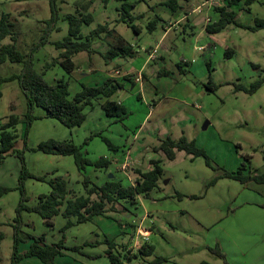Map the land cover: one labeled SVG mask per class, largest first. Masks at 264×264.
<instances>
[{"label":"rangeland","instance_id":"obj_1","mask_svg":"<svg viewBox=\"0 0 264 264\" xmlns=\"http://www.w3.org/2000/svg\"><path fill=\"white\" fill-rule=\"evenodd\" d=\"M127 1H136L130 12L138 32L117 19L123 11L122 0H108L105 4L101 0H0V15L9 12L14 22L17 48L26 54L37 72H43L47 82L61 77L68 80L69 97L81 89V83L100 78L83 72L91 63L99 67L103 62L99 53L93 52L102 49L97 44L106 31L91 39V47L96 50H80L73 55L76 67L71 72L59 63L46 67L58 53L54 42L68 34L67 14H91L89 22H81L82 37L78 40H84L98 24L107 22L109 28L133 44L134 56L115 57L119 59L121 73L131 65L137 68L143 63L146 54L140 49L142 46L157 44L160 54L156 62L145 66L146 77L139 83L132 85L127 78L116 77L120 87L111 98L125 106L126 114L121 120L107 116L99 99H94L93 108L85 106L86 117L80 126L67 128L53 118L33 120L26 143L22 137L25 95L16 78L4 81L0 124L10 113L19 116L14 147L21 151L26 170L34 176H62L70 189L69 196L84 192L83 175L72 156L24 147H35L50 138L82 145L90 160H109L107 167H86L88 185L112 179L129 186L140 172L151 168V161L159 160L162 167V176L149 196L138 194L132 202L120 199L106 215L61 231L66 219L60 214L52 218V225L26 210L20 211L16 220L21 195L15 187L21 163L16 151L7 155L0 162V185L11 188L0 197V264H11L15 228L21 238L20 251L43 236L47 244L61 240L69 245L94 243L85 250L104 249L103 255L108 247L105 240L109 239L114 240L122 254L128 250L136 252L143 243L153 246L150 256H138L128 264H141L143 259L150 261L155 256L166 258L159 264H198L202 260L211 264H264V182L251 180L242 184L219 177L209 184L224 170L236 171L242 164L246 166L244 174L264 172V26L255 27L256 18L264 17V4L254 0L246 9L241 0L230 7L236 10L240 24L229 22L220 31L210 33L194 15L209 16L208 21L212 22L218 18L214 5H222L226 0H178L181 7L177 13L163 0ZM184 11L192 12L185 15ZM12 41L8 35L0 43ZM88 54L92 55L91 62ZM22 67V62L6 60L0 63V76L19 73ZM209 78L216 85L213 89L209 88ZM260 79V85L250 91L252 83ZM43 113L38 106L33 109L34 115ZM98 133L108 138L112 147ZM180 136L194 140L204 150L210 165L203 156L191 159L192 155L177 151L175 158L169 160L157 150L166 137ZM123 163L126 168H122ZM23 185L25 204L29 206L51 189L47 182L30 177L23 180ZM110 206L107 203L108 209ZM138 228L148 230V241L136 238ZM135 241L138 247L133 249ZM213 247L220 248L225 259L214 254L210 250ZM64 260L58 257L55 263ZM17 264L41 261L24 257Z\"/></svg>","mask_w":264,"mask_h":264},{"label":"trees","instance_id":"obj_2","mask_svg":"<svg viewBox=\"0 0 264 264\" xmlns=\"http://www.w3.org/2000/svg\"><path fill=\"white\" fill-rule=\"evenodd\" d=\"M104 4L108 0H101ZM241 0H226L222 5H214V10L218 12V18L212 22L207 21L204 25L205 29L214 33L220 31L229 22L236 21V10L230 8L236 5ZM254 0H242L246 9H249V5ZM136 1L122 0L120 5L123 10L118 20L127 22L136 32L138 27L132 22L133 15L130 9L134 7ZM264 4V0H260ZM171 11H175L181 7L178 0H163ZM66 18L69 22L68 34L62 39L54 42L55 47L58 49V53L54 58L46 63V67L59 63L67 72H71L76 63L73 60V55L80 51L86 50L91 52V39L94 35H99L100 32L106 31L103 39L109 44V47L101 52L102 57L106 62H109L115 56H132L134 50L132 44L127 41L121 34L117 33L114 28H109L108 23H100L93 28L88 34L85 35L84 40H78L82 37L80 31L81 22H89L91 18L90 13L67 14ZM264 26V17L256 18V26ZM14 22L10 18L9 12H2L0 15V42L6 36H10L13 41L0 43V63L9 61H18L23 63V67L19 73H12L8 75L0 76V96L2 95L1 85L4 81H8L16 78L19 86L25 95L26 109L23 112V141L26 143L29 130L33 120L41 117L53 118L59 121L67 128H73L80 126L85 120L86 114L84 113L85 106H92L93 100L98 99L101 96H105V100L102 102V108L107 116H114L120 120L125 117V106L111 98V95L120 87V83L113 82L112 78H106L102 83L94 85H86L81 83V89L75 92L72 97H69L68 80L64 78H58L55 82H47L43 76V72H37L26 54L21 52L15 43ZM254 28V27H253ZM93 51V50H92ZM167 71H162L166 73ZM131 75L128 74L129 78ZM263 80H256L252 83L250 91L257 88ZM213 89L216 87L212 83L211 78L208 80ZM41 108L43 115H34L33 109ZM20 122V118L15 113H10L6 119L0 124V162L9 154L16 151L14 143L17 137L16 126ZM101 139L109 146L112 147L108 138L97 134ZM84 144H87L86 141ZM25 149L30 151H40L45 154H54L61 156H72L75 166L79 173L83 175L84 194L69 196L70 189L68 188L67 181L62 176H55L54 178H47V176H34L29 173L24 165L23 156L21 151H16L21 163V169L18 177V185L15 187L20 191V202L17 207V217H20V211L26 210L29 212L37 213L46 224L52 225V218L56 215H62L66 222L61 227V231H65L67 228L81 223L89 222L95 216L106 215L110 210L113 211V204L120 199H127L134 201L136 196L144 195L149 196V192L157 186L159 179L162 176V167L159 164V160L151 161V168L147 171L140 172V176L136 178L135 183L129 186H123L120 181H114L112 179H106L100 185H88L89 181L85 176L87 166H94L96 168L107 167L109 160L105 157H99L96 160L88 159L84 154L82 145H76L71 140H56L47 139L39 142L35 147H27ZM157 150H160L169 159L173 160L177 151H184L186 154L192 155L191 159L197 156H203L206 158V164L210 165L208 159L204 153V150L198 147L194 140H188L185 136H180L178 139H172L166 137L163 139ZM264 161V152L262 154ZM245 164H242L236 171H227L221 175L214 177L209 184L216 182L219 177L231 178L238 180L242 184H246L248 181L255 180L258 182H264L263 173L244 174L242 171L245 169ZM34 178L39 181L47 182L50 186V192L48 194H41L38 197L37 202L29 206L25 204L27 200L23 185L25 178ZM11 188L0 185V197L6 194ZM95 195V198H92ZM107 203L111 206L108 209ZM2 236L0 235V238ZM21 238L17 233V228L14 232V244L13 253L11 257V264H17L19 260L24 257H34L41 261V264H57L55 259L62 254L61 250L78 251L81 247L90 244L84 242L82 245L65 246L64 241L61 240L56 243L47 244L44 242V237L40 236L26 248L24 251L19 250V242ZM108 245L104 251V255L107 257L109 264H128L133 258L138 256L146 257L150 256L153 252V246L147 243H143L137 249L136 252L127 251L126 253H120L117 249V244L114 240H105ZM210 250L217 256L225 259V255L220 248L213 247ZM166 261L165 257L155 256L150 261L142 260L141 264H159ZM225 264L226 261H224ZM198 264H211L208 261L202 260Z\"/></svg>","mask_w":264,"mask_h":264},{"label":"crops","instance_id":"obj_3","mask_svg":"<svg viewBox=\"0 0 264 264\" xmlns=\"http://www.w3.org/2000/svg\"><path fill=\"white\" fill-rule=\"evenodd\" d=\"M177 11H178V9L175 10L174 13H177ZM192 11H194V9H192ZM192 11H184V13H185V15H188ZM194 17H196L195 19L197 20V22H200V23H206L208 20H210L209 16H204L201 14L198 15V13H196L194 15ZM169 24L172 25V22H169ZM170 25H168L167 28H169ZM97 43H98V41H96L95 45ZM97 46H100L102 49H99L98 51H95L93 53H96V54L99 53V55L101 57L100 59H102L103 62H101V60H100L101 63H100L99 67H95V65H94L95 63L94 64L91 63V66L89 67V69L85 70V72H83V74L86 76H90L91 74L96 75V76L99 75L100 78L103 80H105L106 78H112L113 82H116V80H115L116 77L121 75V76L127 78L132 85H135V83H139L141 80H143L146 77L145 66L147 64H150V61L156 62L158 59L157 56L158 57L160 56V54H157V48H156L157 44H155V46H151V45H148L145 47L142 46V47H140V49L143 52H145V54H146L143 63L141 65H139V67H137V68H135L133 65H131L127 70H125V71H123V73H121L122 67H120L121 65L118 63L119 59L115 58V57H119V56H115L109 62H106L101 55V52L105 51L109 47L108 42L105 41V43H104V39H102V42L98 43ZM132 47H133V44H132ZM93 50H96V49H93ZM133 50H134V54L132 56H134L136 53V49L133 48ZM120 57H126V56H120ZM129 57H131V56H129ZM91 60H92V55L88 54V61L91 62ZM151 71L152 72L155 71V68H153V66H151ZM129 73L131 76L128 78L127 75ZM100 78H93L88 83H85V84L86 85L98 84L101 82ZM98 99H99L100 106L102 108V102L105 100V96H101ZM90 108H93V105L90 106ZM76 194L80 195V194H84V192L83 193L79 192ZM91 221H89V222H91ZM83 243L84 242L76 244V245H82ZM64 245L65 246H72L66 242H64ZM93 245H94V243L87 244V245L81 247L80 250H78V251H70V250L62 249L61 250L62 254L57 256L55 260H57L58 257L60 259L64 258L65 259L64 262H61L60 264H109V262L107 261L108 259H106V256L104 254L101 255V253L104 249H102L101 251H95L92 249L90 251L85 250V248L93 247ZM97 260H99L100 262L97 263ZM66 261H68L69 263H67Z\"/></svg>","mask_w":264,"mask_h":264},{"label":"built area","instance_id":"obj_4","mask_svg":"<svg viewBox=\"0 0 264 264\" xmlns=\"http://www.w3.org/2000/svg\"><path fill=\"white\" fill-rule=\"evenodd\" d=\"M121 166H122V168H126L127 164L126 163H123ZM138 236L141 237L144 241H148L149 232L146 229L138 228V230H136V238ZM137 247H138V245L136 244V241H135L134 242V246L131 247V248L135 249Z\"/></svg>","mask_w":264,"mask_h":264},{"label":"water","instance_id":"obj_5","mask_svg":"<svg viewBox=\"0 0 264 264\" xmlns=\"http://www.w3.org/2000/svg\"><path fill=\"white\" fill-rule=\"evenodd\" d=\"M207 124H208V121H206V122L204 123L203 128H206Z\"/></svg>","mask_w":264,"mask_h":264}]
</instances>
